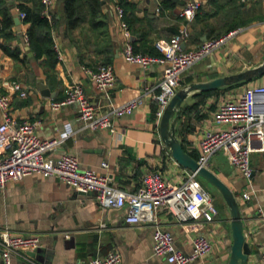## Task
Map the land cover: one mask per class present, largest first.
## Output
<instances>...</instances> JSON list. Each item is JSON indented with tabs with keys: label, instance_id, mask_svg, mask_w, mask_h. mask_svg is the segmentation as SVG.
Listing matches in <instances>:
<instances>
[{
	"label": "crops",
	"instance_id": "1",
	"mask_svg": "<svg viewBox=\"0 0 264 264\" xmlns=\"http://www.w3.org/2000/svg\"><path fill=\"white\" fill-rule=\"evenodd\" d=\"M185 1L120 0L137 51L158 54L154 42L168 39L185 23L179 15ZM200 1L197 15L188 22L185 49L197 48L205 39L220 36L235 22V13L242 16L243 12L247 22L218 49L188 67L181 75L177 91L194 82L258 67L264 60V0H249L243 6L236 0ZM102 3V25L91 26L88 19L68 29L63 2L54 0L51 18L46 19L53 25L51 35L56 60L47 62L44 54L37 57L31 49L25 20L15 21L17 9L33 8L35 1L7 0L13 23L4 26L0 12V92L8 95L10 112L17 120H38L40 137L58 138L59 151L75 155L81 168L108 175L118 187L136 191L145 172L151 170H159L166 180L177 182L187 169L166 148L160 135L161 118L158 120L155 115L156 102L151 97L133 113L113 119L112 130L85 127L78 116L77 103L64 105L57 111L49 104L51 99L62 98L65 87L71 83H80L100 112L139 95L144 86L157 90L164 65L152 63L143 68L124 60V38L115 3L112 0H102ZM104 62L113 65L116 76L108 94L98 91L83 69H94ZM13 80L27 91L25 97L12 91ZM244 81L208 93L191 91L183 99L175 132L186 151L194 153V158L198 156V139L213 126V114L219 103L234 97L246 85L264 83V72ZM40 84L45 85L49 95L42 93ZM250 165L252 174L246 177L218 150L210 157L208 169L231 189L239 204L244 235L250 246L247 264H262L264 157L258 152L251 153ZM245 191H249L248 198L242 196ZM217 193L219 199L210 193L217 216L212 222L199 223L196 228L177 221L166 209L157 212V225L173 234L174 244L181 251H192V239L197 233L209 238L211 250L196 258L193 264H228L231 217L226 201L218 190ZM125 215V208L101 207L93 194H82L55 176L29 174L0 188V228L36 234L40 239L36 249L14 253L12 264H89L93 257L111 250L121 254L118 264H170L152 252L154 224L127 223ZM1 250L0 245V264Z\"/></svg>",
	"mask_w": 264,
	"mask_h": 264
},
{
	"label": "built area",
	"instance_id": "2",
	"mask_svg": "<svg viewBox=\"0 0 264 264\" xmlns=\"http://www.w3.org/2000/svg\"><path fill=\"white\" fill-rule=\"evenodd\" d=\"M112 1L120 18L124 38L123 59L143 68L152 63L163 64L164 69L156 84L157 90L144 86L139 95L105 112L95 108L80 83L68 84L62 98L50 100L49 104L55 111L64 105L77 103L78 116L84 126L90 129L112 130L113 119L133 113L148 97L156 102L155 115L159 120L177 92L182 73L218 49L242 28L240 26L217 38L205 39L197 48L185 49L182 45L189 37L188 22L194 19L201 5L200 0H186L179 11L185 23L168 39L154 42L160 54L142 53L134 49L119 0ZM239 1L245 3L249 0ZM53 2L54 0H41L44 17L51 18ZM159 9L156 7V10ZM17 10L19 18H24L25 12ZM83 69L98 91L108 94L116 80L113 65L102 63L94 69ZM10 88L20 97L27 94L16 80L10 83ZM0 110V188L29 174L55 176L82 194H93L101 207L125 208L127 223L152 222V252L170 264H193L196 258L211 250L209 238L205 234L197 233L192 239V251L185 253L175 246L173 234L156 223L157 212L161 209L170 211L177 221L189 223L192 228H196L201 222H212L215 219L217 207L211 194L198 181L196 172L187 169L177 182H171L159 170L147 171L138 189L127 191L113 184L108 175L94 169L81 168L75 155L59 151L58 138L40 137L37 134L38 120H17L10 112L8 95L1 92ZM197 146L196 160L200 166L208 168L210 157L216 151L222 150L231 165L246 177H250L251 153L258 152L264 157V83L246 85L240 93L219 103L213 114V126L204 131ZM242 196L248 198L249 191L243 192ZM39 244L40 239L36 234L0 228L2 264H12L14 253L19 250H34ZM260 260L264 264V250L261 251ZM120 261L119 251L111 250L105 255L93 257L89 264H118Z\"/></svg>",
	"mask_w": 264,
	"mask_h": 264
},
{
	"label": "water",
	"instance_id": "3",
	"mask_svg": "<svg viewBox=\"0 0 264 264\" xmlns=\"http://www.w3.org/2000/svg\"><path fill=\"white\" fill-rule=\"evenodd\" d=\"M18 20L19 17L16 16L15 21ZM263 72L264 60L258 67L245 69L244 71L229 75L218 76L207 81L191 83L186 88L175 93L165 108L160 120V135L171 156L182 167L196 172L199 177L214 186L222 195L229 207L232 245L228 258V264H247L248 254L250 253V246L246 241L243 231V219L239 204L236 201L231 189L210 169L200 166L196 158L184 149L181 141L176 136L175 124L183 111L181 106L182 101L191 91L214 90L240 81L250 80L255 76L261 75ZM39 87L42 89V93L44 95H49V91L46 89L44 84H40Z\"/></svg>",
	"mask_w": 264,
	"mask_h": 264
},
{
	"label": "trees",
	"instance_id": "4",
	"mask_svg": "<svg viewBox=\"0 0 264 264\" xmlns=\"http://www.w3.org/2000/svg\"><path fill=\"white\" fill-rule=\"evenodd\" d=\"M35 6L33 8H29L26 6H20V10L25 12V17L23 18L25 22L28 24L26 33L28 35L29 45L31 49L35 52L36 56L45 55L46 61H55L56 59V51L54 49V43L52 39V29L53 25L49 22L46 17L42 15L43 5L40 0H34ZM63 2V8L65 13V18L67 22V27L74 28L81 21L88 20L90 21L91 26H100L104 23L103 12H102V0H61ZM238 3L239 0H236ZM244 3H240V6H243ZM119 5L122 6L119 0ZM124 10V20L128 23L125 17V9ZM0 12L3 14L2 23L4 26H11L13 23L12 14L9 10L7 0H0ZM197 15V13H196ZM235 18L232 24H229L224 33L226 34L229 30L240 27L244 23L247 22L243 12L242 16L239 13L234 14ZM66 27V28H67ZM220 35V36H221ZM212 37V38H217ZM134 43V42H132ZM134 46V44H133ZM136 50V48L134 47ZM137 51V50H136ZM150 54V53H149ZM158 54L160 52L158 51ZM154 55H157L155 53ZM106 63V62H104ZM245 81L238 82L236 84L244 83ZM235 85V84H234ZM209 91H202L205 93ZM214 91V90H212ZM183 145V144H182ZM186 150V148L184 147ZM193 157H195L194 153L188 151Z\"/></svg>",
	"mask_w": 264,
	"mask_h": 264
},
{
	"label": "rangeland",
	"instance_id": "5",
	"mask_svg": "<svg viewBox=\"0 0 264 264\" xmlns=\"http://www.w3.org/2000/svg\"><path fill=\"white\" fill-rule=\"evenodd\" d=\"M198 181L200 182V184L206 189L208 190L211 194L214 195V197H216V195L218 194L217 193V189L212 186L209 182H207L206 180L202 179L201 177H197ZM216 194V195H215ZM218 196V199H219V195Z\"/></svg>",
	"mask_w": 264,
	"mask_h": 264
}]
</instances>
